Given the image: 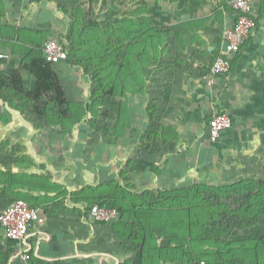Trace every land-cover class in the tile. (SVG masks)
<instances>
[{"label": "crops", "instance_id": "crops-1", "mask_svg": "<svg viewBox=\"0 0 264 264\" xmlns=\"http://www.w3.org/2000/svg\"><path fill=\"white\" fill-rule=\"evenodd\" d=\"M227 1L0 0V211L23 200L46 218L30 224L22 241L0 225V264H27L25 253L31 264H192L193 254L210 256L232 240L209 234L223 229L203 213L189 232L186 212H200L211 191L245 196L244 218H226L243 223L244 249L214 262L264 264V215L253 213L264 198V0L251 6L257 26L231 71L208 85L222 32L235 23ZM114 23L134 35L145 23L166 35L163 46H150L155 59H147L143 94H126L122 112L121 98L107 97L93 125L47 121L44 99L25 97L36 87L35 52L53 38L67 54L74 24ZM52 68L66 101L85 103L92 70L67 59ZM215 113L231 126L212 143ZM92 204L121 213L98 223L88 213Z\"/></svg>", "mask_w": 264, "mask_h": 264}, {"label": "trees", "instance_id": "trees-1", "mask_svg": "<svg viewBox=\"0 0 264 264\" xmlns=\"http://www.w3.org/2000/svg\"><path fill=\"white\" fill-rule=\"evenodd\" d=\"M255 24H257L256 21ZM80 26L74 24L68 35L71 49L67 52L66 59L81 65L84 73L88 74L87 71L92 70V89L87 101L85 103L66 101L65 90L58 82L57 75L52 68L53 64L45 61L42 51L35 52V56L32 57L36 87L25 95L29 99L43 98L46 108L43 114L44 118L48 121L52 117L53 123L63 128H67L63 126L64 124L69 127L82 122L95 124L99 112L106 106L107 97L119 96L121 98L120 111L122 112L125 110L123 98L126 99V94H143L147 59H155L151 54L150 46H163L162 42L166 36L162 32L148 28L146 23L139 27L138 34L136 32L135 35L128 27L117 29L116 23L108 26L87 25L86 28L84 25L81 28ZM121 30H123L122 34ZM133 46H141V49L134 51ZM88 116L90 118L87 121ZM115 127L116 124L113 128L114 131ZM68 131H70L69 128L64 132ZM113 207L116 208L115 205ZM116 210L118 214L121 213V210L117 208ZM253 213L258 217L264 215V198L256 202ZM234 215L238 219H243L244 209H237ZM236 225L238 230L243 231V223L238 221ZM258 229L264 230L260 226ZM209 234L222 236L224 239L234 237L233 232L228 230H211ZM231 239L229 242L218 244L210 257L204 254L199 256L196 253L191 259L194 262L205 261L207 264H221L214 262L219 260L221 252H229L233 250V247L244 249L243 236L242 239L239 237Z\"/></svg>", "mask_w": 264, "mask_h": 264}, {"label": "built area", "instance_id": "built-area-1", "mask_svg": "<svg viewBox=\"0 0 264 264\" xmlns=\"http://www.w3.org/2000/svg\"><path fill=\"white\" fill-rule=\"evenodd\" d=\"M259 0H228L226 6L235 12V23L231 28L222 32L223 51L216 58L210 69L208 85L218 76L226 75L231 71L232 60L242 48L245 40L254 31L256 24L250 16L251 6ZM45 61L49 64H57L66 60V52L53 38H49L42 46ZM231 126L230 118L226 114L215 113L208 123V139L215 143L220 135ZM91 218L98 223H111L118 218L115 208L92 204L88 208ZM45 216L32 208L26 201L15 200L0 211V225L5 235L12 240L22 241L27 233L29 225L36 223L43 225ZM21 259L30 263V255L22 254ZM192 264H207L205 261Z\"/></svg>", "mask_w": 264, "mask_h": 264}, {"label": "rangeland", "instance_id": "rangeland-1", "mask_svg": "<svg viewBox=\"0 0 264 264\" xmlns=\"http://www.w3.org/2000/svg\"><path fill=\"white\" fill-rule=\"evenodd\" d=\"M89 70H91V69H89ZM88 70V71H89ZM3 133H6V132H0V135H3ZM6 148H5V146L4 145H0V153L1 152H4V150H5ZM238 186H242L243 187V184L241 183V184H238ZM213 192H215V190L213 191ZM210 196V198L212 199V200H207V204H206V202L204 201V204H203V206L202 205H200V208H201V210H200V212H197L195 209H192L191 207H189V210L186 212L187 214H189V223H190V228H189V232L191 233V230H193L195 227L193 226V223H194V221H193V217L195 216V215H198L199 213H203V215H212V216H215L216 218H217V221L216 220H214L215 221V225L216 226H219V228H221V229H223V230H225V231H230V232H233V236L234 237H238V235L239 236H243V232L242 231H240V230H238L237 228H236V224H235V222H234V224H232V220L231 221H229L230 220V218H233L235 215H234V212L237 210V209H241V208H243L244 209V203H245V196L243 195V194H241L242 196H236V194H233V193H229V192H227V193H220V194H216V193H212V191L210 192V194H209ZM260 195V194H259ZM258 195V196H259ZM196 196V195H195ZM194 196V197H195ZM206 196H208V194H206ZM199 197V196H198ZM197 197V198H198ZM197 198L195 197V199L197 200ZM219 201H221L222 202V204L221 205H219L218 204V207H209V202L210 203H216V202H219ZM195 201H190V204H191V206H193V204L192 203H194ZM227 203V204H226ZM234 204H235V206L237 207L236 209H231L233 206H234ZM240 204H241V206H240ZM228 205H231V207H229ZM195 208H196V206H195ZM210 218H212V217H210ZM226 218L227 219H229V220H226ZM221 219H225L226 220V226L224 227V226H222V224L220 225V220ZM229 223H231L232 224V226L229 224ZM224 224V223H223ZM238 224V223H237ZM215 225H212V223H209L208 225H206L205 227L208 229V230H211V229H213L214 227L213 226H215ZM256 230H257V228L255 229L254 227H253V230L251 231V232H254V233H256ZM257 232H258V230H257ZM230 238H232V237H230ZM229 239V238H228ZM205 255V254H204ZM207 257H210L209 256V254H208V256ZM207 259V258H206ZM190 261H193L192 259H190ZM207 261V260H206ZM208 261H209V259H208ZM192 263H194V262H192Z\"/></svg>", "mask_w": 264, "mask_h": 264}]
</instances>
